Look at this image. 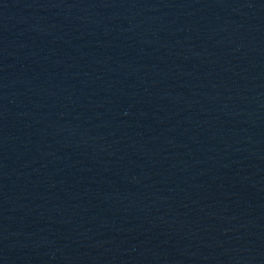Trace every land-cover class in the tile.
I'll return each mask as SVG.
<instances>
[{
	"label": "water",
	"instance_id": "water-1",
	"mask_svg": "<svg viewBox=\"0 0 264 264\" xmlns=\"http://www.w3.org/2000/svg\"><path fill=\"white\" fill-rule=\"evenodd\" d=\"M0 264H264V0H0Z\"/></svg>",
	"mask_w": 264,
	"mask_h": 264
}]
</instances>
